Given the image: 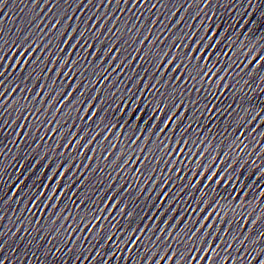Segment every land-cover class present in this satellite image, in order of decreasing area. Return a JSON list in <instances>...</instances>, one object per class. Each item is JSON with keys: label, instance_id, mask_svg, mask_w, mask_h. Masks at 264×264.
Masks as SVG:
<instances>
[{"label": "snow or ice", "instance_id": "6c2138e0", "mask_svg": "<svg viewBox=\"0 0 264 264\" xmlns=\"http://www.w3.org/2000/svg\"><path fill=\"white\" fill-rule=\"evenodd\" d=\"M3 2H4V0H0V5H2L3 4ZM0 36H2V33H0ZM70 39H71V37H70ZM2 41H0V45H2ZM25 51H27V48H25ZM109 51H111V49H109ZM0 53H3V47L2 46H0ZM21 55H23V53H21ZM168 63H172V64H174L175 65V67H176V64L175 63H173V61L170 59V60H168ZM3 67V64H2V59H0V68H2ZM174 67V68H175ZM3 76V72L2 71H0V77H2ZM175 79H178V80H181L182 79V77L179 75V76H176V77H174ZM0 86H2V85H0ZM3 95H4V93L3 92H0V98H2L3 97ZM161 104L163 103V101H161L160 102ZM173 107H175V104L173 103V105H172ZM160 111H162L161 110V107H157V112H160ZM93 115H95V113H93ZM134 115H136V114H134ZM260 115V113L258 112V113H256V116H259ZM175 117H172V116H169L168 118H167V121L168 120H171V121H173V119H174ZM253 119H255V117H253ZM161 131H163L164 129H160ZM197 175H199V174H197ZM209 178H211V177H209ZM131 215V214H130ZM94 219H96L95 217H94ZM197 231H200V229H197ZM197 231L196 232H194V233H192L190 236H187V239L189 240V242H190V244L192 243V237H194V236H196V233H197ZM171 235L169 234V237H170ZM109 239H111V237H109ZM137 239H139V238H137ZM247 239V238H246ZM259 239H262V240H264V233H262L261 234V236L259 237ZM201 247H203V244L201 245ZM185 250L187 251V247H185ZM215 253V252H214ZM216 254V253H215ZM165 255H167V253H165ZM177 255V253H173V256H176ZM204 255H207V252H205L204 253ZM181 256V255H180ZM162 259H163V257H162ZM179 259H180V257H179ZM179 259H178V261H179ZM186 259V258H185ZM201 259H203V257H201ZM192 260L194 261V260H196V257L195 256H193L192 257ZM184 264H185V260H184ZM188 264H192V261H188ZM197 264H198V262H197Z\"/></svg>", "mask_w": 264, "mask_h": 264}]
</instances>
